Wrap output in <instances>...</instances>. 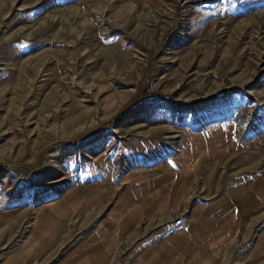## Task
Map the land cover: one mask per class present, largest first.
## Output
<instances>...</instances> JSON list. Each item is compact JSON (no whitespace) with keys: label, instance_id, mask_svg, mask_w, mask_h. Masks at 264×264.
Listing matches in <instances>:
<instances>
[{"label":"rangeland","instance_id":"rangeland-1","mask_svg":"<svg viewBox=\"0 0 264 264\" xmlns=\"http://www.w3.org/2000/svg\"><path fill=\"white\" fill-rule=\"evenodd\" d=\"M0 264H264V0H0Z\"/></svg>","mask_w":264,"mask_h":264}]
</instances>
